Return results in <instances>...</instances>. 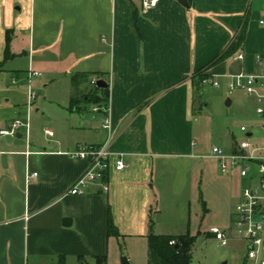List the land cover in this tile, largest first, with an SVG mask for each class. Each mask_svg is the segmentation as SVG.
Masks as SVG:
<instances>
[{
	"label": "crops",
	"instance_id": "crops-1",
	"mask_svg": "<svg viewBox=\"0 0 264 264\" xmlns=\"http://www.w3.org/2000/svg\"><path fill=\"white\" fill-rule=\"evenodd\" d=\"M142 3L0 0V63L9 33L12 56L0 67V130L17 119L30 125L28 133L19 132L22 145L0 136V264H60L61 258L95 264L114 241L148 251L151 232L178 236L183 234L173 229L190 226L193 195L210 160L196 138L194 80L203 70L219 77L224 99L231 97L226 105L233 106L231 76H264V0H159L148 11ZM245 22L244 60L237 54L210 67ZM30 69L41 74L31 84ZM76 74L108 84L110 130L93 108L72 111L69 104L58 118L50 116L47 104L56 102L47 88L61 77L69 80L70 103ZM39 83L46 87L45 101L35 100L29 109V90ZM254 138L248 130L223 150L260 143ZM105 144L112 153L109 192L93 184L85 194H69L89 167L69 154ZM121 155L126 168L119 171ZM109 211L119 239L108 238Z\"/></svg>",
	"mask_w": 264,
	"mask_h": 264
},
{
	"label": "rangeland",
	"instance_id": "rangeland-1",
	"mask_svg": "<svg viewBox=\"0 0 264 264\" xmlns=\"http://www.w3.org/2000/svg\"><path fill=\"white\" fill-rule=\"evenodd\" d=\"M61 78L47 88L49 95L55 98L56 102L47 104L49 114L54 119L61 116V106L68 108L70 104L71 84L69 80ZM220 83V89L203 85L201 93L205 107L201 110L202 102L201 106L196 104L195 107L196 138L202 152L210 156L209 168L205 177L200 179L193 195L190 226L175 228L172 231L177 234L190 232L191 235L197 236L191 264H242L246 256V248L238 239L234 228L233 213L241 191L253 187L256 182L240 178L237 173L224 174L217 160L212 157V149L218 146L229 151L236 141L241 142L245 138V133L241 131L242 126L252 130L255 133L254 139L260 140L262 138L258 130L260 119L255 111L256 106L250 104L244 92L231 93L234 104L227 106V99L231 97L224 99V83L221 80ZM84 87V91L88 92L89 84ZM45 90L46 87L42 83L33 85L32 92L36 96V101H45ZM94 107L99 106H81L84 110ZM3 114L4 112L0 110V116ZM255 171L253 169L252 173L255 174ZM212 227L232 230L234 238L229 246L221 247L213 237L207 236ZM106 255L108 264H121L122 257H127L130 264H149L148 251L136 242L126 241L118 244L114 241Z\"/></svg>",
	"mask_w": 264,
	"mask_h": 264
},
{
	"label": "built area",
	"instance_id": "built-area-1",
	"mask_svg": "<svg viewBox=\"0 0 264 264\" xmlns=\"http://www.w3.org/2000/svg\"><path fill=\"white\" fill-rule=\"evenodd\" d=\"M159 0H143L142 6L148 11L157 5ZM262 24L264 23L261 22ZM243 53L239 54L236 59L244 60ZM41 74L33 69L28 71V81L31 84L33 78ZM93 84H97L94 80ZM204 86H211L215 89L221 88L219 77L208 76L203 80ZM230 93L244 92L256 102V114L261 124L259 130L262 134L260 143L247 144L239 151L226 153L222 148L215 146L212 149V157L217 160L220 170L224 174L237 173L240 178L249 179L256 182L253 187H247L242 191L239 202L233 213V224L237 232L238 239L246 248L244 264H264V76L248 75L240 73L230 77L227 83ZM36 100L35 94L30 88L28 93V108L31 109ZM93 111L104 114L102 127L106 130L111 129V120L109 117V108L104 106L94 107ZM29 132L30 125L28 122L17 119L9 129L0 130V136L16 138L21 129ZM241 130L247 133L248 129L242 127ZM49 133V131H46ZM112 153L109 151L107 144L102 146H81L76 151L69 154L74 160L87 161L88 169L73 184L69 194H85L90 185H100L104 193L109 192L107 174L110 167V158ZM116 168L122 171L126 165L122 155L116 162ZM255 169V174L252 173ZM34 173L30 177H37ZM29 177V178H30ZM212 237L219 242L221 247L229 246L230 241L234 238L232 230H221L217 227L210 229ZM171 244H175L172 242Z\"/></svg>",
	"mask_w": 264,
	"mask_h": 264
},
{
	"label": "trees",
	"instance_id": "trees-1",
	"mask_svg": "<svg viewBox=\"0 0 264 264\" xmlns=\"http://www.w3.org/2000/svg\"><path fill=\"white\" fill-rule=\"evenodd\" d=\"M246 23L243 26L241 32L236 36L233 42L228 48L218 56L210 65V67L225 61L235 55L239 54L242 50L243 44L246 38ZM10 33L8 35V45L5 53V60L0 63V67L12 58L10 53ZM209 67V68H210ZM208 69V68H207ZM90 74H76L72 77L73 95L70 100V110L80 111L81 106L92 105V106H104L107 107L110 99V91L108 88H100L97 84H93L89 81ZM207 77L204 74V70L197 73L194 80L195 87V102L201 106L202 87L203 80ZM89 84L88 92H81V86ZM87 89V88H86ZM202 107V106H201ZM200 107V108H201ZM205 204V203H204ZM152 221L150 228H152ZM108 238H121L118 228L114 224L112 216L109 211L108 225H107ZM212 237L210 232L207 235ZM197 236L191 235L187 232L183 235L172 236V235H155L152 232L148 236V257L149 264H191L192 263V250L194 248ZM175 242V244H171ZM95 264H108L107 255L96 256ZM60 264H65V259H60Z\"/></svg>",
	"mask_w": 264,
	"mask_h": 264
},
{
	"label": "water",
	"instance_id": "water-1",
	"mask_svg": "<svg viewBox=\"0 0 264 264\" xmlns=\"http://www.w3.org/2000/svg\"><path fill=\"white\" fill-rule=\"evenodd\" d=\"M179 1H181V0H179ZM97 86L100 88H105V89L108 88V84L103 80L97 81ZM229 104H230V102H228V105ZM22 138H23V135L21 133H17L16 145H22L23 144ZM63 222H64V225L66 227H70L72 224V220L69 217H65ZM121 264H130V262H129L127 257H122Z\"/></svg>",
	"mask_w": 264,
	"mask_h": 264
}]
</instances>
